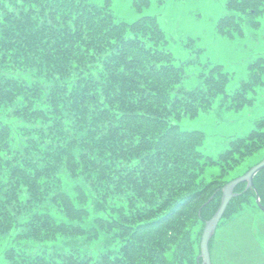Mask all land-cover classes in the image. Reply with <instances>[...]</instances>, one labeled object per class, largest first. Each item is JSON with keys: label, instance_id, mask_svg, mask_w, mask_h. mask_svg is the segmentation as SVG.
<instances>
[{"label": "trees", "instance_id": "obj_1", "mask_svg": "<svg viewBox=\"0 0 264 264\" xmlns=\"http://www.w3.org/2000/svg\"><path fill=\"white\" fill-rule=\"evenodd\" d=\"M224 2L218 34L233 38L260 24L264 0ZM108 4L0 0V234L16 229L6 264H181L180 252L197 264L191 244L218 208L226 175L264 146V113L215 158L199 149L202 130L178 123L218 93L234 109L250 103L264 82L262 54L231 94L221 63L201 69V86L183 88V65L155 14L116 20ZM19 69L52 82L44 89L10 73ZM1 115L20 122L21 144ZM211 165L217 172L205 174ZM63 176L82 182L71 193ZM253 183L235 185L217 226L255 191L264 206V167ZM61 237L70 239L45 247ZM95 239L100 252L79 247ZM29 241L44 246L31 250Z\"/></svg>", "mask_w": 264, "mask_h": 264}, {"label": "rangeland", "instance_id": "obj_2", "mask_svg": "<svg viewBox=\"0 0 264 264\" xmlns=\"http://www.w3.org/2000/svg\"><path fill=\"white\" fill-rule=\"evenodd\" d=\"M94 4H102L104 0H87ZM134 0H109V7L116 20L131 21L142 14H155L159 25L163 28L167 42L166 47L172 51L176 64L183 65L184 75L181 79L183 88L201 86V69H207L212 63H221L223 68L230 71V77L225 86L231 94L240 80L247 76V62L258 54L264 56V11L259 16V25L252 27L245 24L241 36L233 38L222 36L215 31V21L226 11L225 0H148L141 7L133 3ZM186 61H190L186 63ZM17 77H24L27 81L35 80L45 89L52 81L32 75L30 71L13 70L10 72ZM264 80V78H263ZM252 101L237 109L226 106L224 95L214 96L211 106L199 110L192 117L182 115L178 120L180 127L186 129L197 128L203 131L204 138L199 149L204 153L216 157L227 146L230 138L246 134L253 127L254 120L264 113V82L250 91ZM229 96V95H228ZM230 97H228L229 99ZM1 118L12 125L14 142L23 141L18 133L20 122L14 116ZM264 153L261 149L242 158L238 165L229 170L226 179L240 175L245 169L259 161ZM218 166H207L205 174L216 173ZM67 191L73 193L72 184L81 183L79 179L63 176ZM200 226L197 223L192 228L191 239L195 237V230ZM16 229L0 234V264H6L3 258L4 248L15 245L13 235ZM69 237H61L55 241L45 242V247L61 245ZM197 238L191 244V254L198 256L199 242ZM43 242L29 241L26 248L38 250L44 246ZM77 243L71 239V244ZM102 240H88L79 247L92 253L102 250ZM212 264H264V211L256 204H244L229 218H224L215 228L212 245L209 248ZM181 264L188 262L184 253H179ZM198 263V262H197ZM173 264H179L176 260ZM196 264V263H195Z\"/></svg>", "mask_w": 264, "mask_h": 264}, {"label": "water", "instance_id": "obj_3", "mask_svg": "<svg viewBox=\"0 0 264 264\" xmlns=\"http://www.w3.org/2000/svg\"><path fill=\"white\" fill-rule=\"evenodd\" d=\"M264 166V155L262 159L256 164L251 165L243 174L240 176L229 179V181L223 183L221 187V198L218 205V208L214 211L212 215L208 217L207 220L204 221V225L202 227V233L199 239L200 242V250L199 256H201V260L198 264H211L210 263V253L208 252V240L209 237L213 234L214 229L219 221V217L223 213L226 208V204L230 200V198L236 193L233 191L235 185L241 180L245 181L246 187L252 186V178L253 175L257 172L258 169H261ZM256 203L259 207L264 211L263 205L259 203L258 194L256 196Z\"/></svg>", "mask_w": 264, "mask_h": 264}]
</instances>
